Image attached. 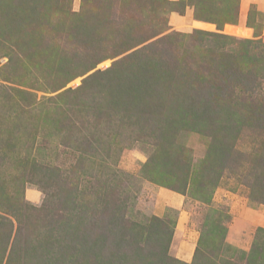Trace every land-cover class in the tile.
Here are the masks:
<instances>
[{"label": "rangeland", "instance_id": "1", "mask_svg": "<svg viewBox=\"0 0 264 264\" xmlns=\"http://www.w3.org/2000/svg\"><path fill=\"white\" fill-rule=\"evenodd\" d=\"M261 7L0 0V264H264Z\"/></svg>", "mask_w": 264, "mask_h": 264}, {"label": "trees", "instance_id": "2", "mask_svg": "<svg viewBox=\"0 0 264 264\" xmlns=\"http://www.w3.org/2000/svg\"><path fill=\"white\" fill-rule=\"evenodd\" d=\"M182 1L184 2L185 0H182ZM12 15H14V12H12ZM228 15H229V13H228ZM9 17H11L10 13H9ZM27 22H28V18H27ZM203 25L207 26L208 24L203 23ZM34 37H36V36H34ZM260 187H263L262 190L264 191V185L260 184Z\"/></svg>", "mask_w": 264, "mask_h": 264}, {"label": "crops", "instance_id": "3", "mask_svg": "<svg viewBox=\"0 0 264 264\" xmlns=\"http://www.w3.org/2000/svg\"><path fill=\"white\" fill-rule=\"evenodd\" d=\"M251 2L256 3V2H258V0H249V4H250ZM261 10L264 11V7H263V8L261 7Z\"/></svg>", "mask_w": 264, "mask_h": 264}]
</instances>
